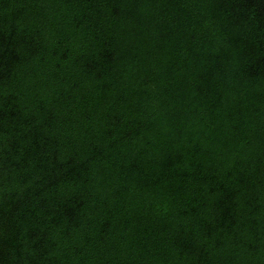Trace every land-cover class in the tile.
<instances>
[{"label":"trees","instance_id":"1","mask_svg":"<svg viewBox=\"0 0 264 264\" xmlns=\"http://www.w3.org/2000/svg\"><path fill=\"white\" fill-rule=\"evenodd\" d=\"M0 264H264V0H0Z\"/></svg>","mask_w":264,"mask_h":264}]
</instances>
